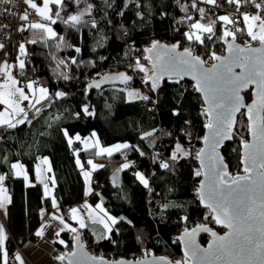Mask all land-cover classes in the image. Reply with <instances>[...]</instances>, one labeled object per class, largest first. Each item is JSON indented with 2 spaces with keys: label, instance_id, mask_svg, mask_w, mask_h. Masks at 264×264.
I'll return each instance as SVG.
<instances>
[{
  "label": "trees",
  "instance_id": "obj_1",
  "mask_svg": "<svg viewBox=\"0 0 264 264\" xmlns=\"http://www.w3.org/2000/svg\"><path fill=\"white\" fill-rule=\"evenodd\" d=\"M219 2L221 9L215 13L216 17L225 14L224 7L227 8L225 0ZM87 5H91L90 14L85 13L80 24L73 26L63 22L70 15L84 12ZM51 8L53 14L59 12V17L53 15L56 38L28 28L29 36L37 40L31 43L29 64L40 82L47 86L48 99L42 101L43 106L36 105L41 108L39 113L32 107L25 123L15 128L0 126V175L9 177L5 184L11 197L8 224L11 233L31 236L41 224L43 207H50L43 183L36 177L39 157L50 160L54 195L60 208L63 205L73 207L84 200L85 183L77 156L84 163L93 158L105 164L92 174L101 180L102 187L96 191L92 182L94 188L88 198L91 202L102 199L117 217V222L110 235L102 239L90 237L84 229L74 233L62 231L60 235L65 243L56 242V252L71 251L74 235L82 231L83 240L98 256L139 258L155 253L172 260L184 259L178 236L185 224L214 226L210 210L201 206L196 192L200 179L195 175L200 170L196 153L208 121L202 111L201 94L185 90L183 84L173 80L175 78H163L153 88L148 79L151 68L141 61L139 63L149 72H141L135 63L133 81L128 86L148 93L151 98L148 101L129 99L124 91L113 86L88 90L87 85L105 72L125 69L122 54L127 48L139 53L147 51L154 43L190 50L205 43L222 47V21L208 19L207 24H213V35L208 39L207 34L202 33L204 43L201 44L194 38L188 40L186 34L194 30L190 27L193 22L206 21L205 17L192 5L176 4L174 0H106L95 5L84 0H64L63 7L51 5ZM239 36L240 33L238 40ZM258 43L253 42L254 45ZM14 52L16 60L18 54ZM57 92L65 95L57 97ZM85 107L92 115L84 112ZM244 113L243 110L238 115L232 138L222 148L231 174L242 172L240 145L242 140L248 139ZM92 131H96L102 144L125 141L130 147L111 155L96 154L93 148L79 149L76 154L80 144L71 145L65 133L87 135ZM177 144L189 155L172 160ZM127 150L134 156H141L139 168H146L147 187L129 167L122 169L119 182L111 176L117 164L125 159ZM158 152L164 155L168 169L162 168ZM17 161L25 165L31 183L13 175L10 165ZM200 240L205 242L207 238L202 234ZM14 250L8 238V260ZM1 254L0 246V263ZM55 264H65V260L58 259Z\"/></svg>",
  "mask_w": 264,
  "mask_h": 264
},
{
  "label": "snow or ice",
  "instance_id": "obj_2",
  "mask_svg": "<svg viewBox=\"0 0 264 264\" xmlns=\"http://www.w3.org/2000/svg\"><path fill=\"white\" fill-rule=\"evenodd\" d=\"M24 4L34 10L35 14L40 17L39 21L29 22L30 13L25 9L20 19L29 22L27 28L39 30L41 33L46 34L49 38H56L57 34L44 21H49L51 24L56 23L53 15L59 17V12L53 14L50 5H59L63 7L64 0H42V6H39L35 0H23ZM78 2V0H77ZM204 3L216 5V0H203ZM229 4H236L237 9L241 0H227ZM13 4V0H0V4ZM244 3H252L260 12H264V0H244ZM196 8V3L192 4ZM91 5L84 12L77 15H70L63 22L65 24L71 23L73 26L81 23L82 16L85 13L90 14ZM203 13V9H197ZM0 12L8 13L9 8H4ZM257 12L254 15L248 13H241L243 22L246 24V29L225 30L223 32L224 43L227 44V56H218L212 52L210 59L218 61L214 63L211 68L204 67V61L199 57L192 55L190 49H185L183 53L172 55L176 47L166 49L163 55L157 54L155 59L152 56L147 59L152 60V69L154 74L149 76L148 79L152 80V87L156 88L159 80L164 76H176L183 79L184 76L190 75L195 80V89L202 93L203 102L207 107L202 111L207 115L208 121L205 125L209 130V135L203 137L205 148L201 149L197 156L200 159L201 168L203 171H196V176H203L204 180L199 186V198L204 206L210 209L213 214V219L216 224L221 225L227 229L224 235H218L210 228L201 226L193 229L191 232H185L186 251L185 256L189 259H194L197 264H264V16ZM15 15V13H12ZM191 19V17H189ZM220 21L225 24H234L235 21L227 15L218 17ZM214 23V22H213ZM93 27L95 24L93 23ZM192 29L199 30L202 33L208 34L207 38L211 39L213 34V24L205 25L199 21H195L190 26ZM26 27L21 26L19 31L27 30ZM237 32H245L250 38L248 44L244 47L238 46L234 43ZM188 40L193 38L204 43L202 35L193 32L186 34ZM231 38V42L228 38ZM43 38V36L41 37ZM62 40L63 38L60 37ZM259 42V47H253L252 42ZM31 43H37L36 39H32ZM4 45L0 43V48ZM158 47V43H154L152 48L148 49L149 52L154 51ZM79 52L80 49L76 48ZM20 53H25L24 45H20ZM61 64L64 61H60ZM72 63L76 61L73 59ZM137 67L141 72L148 73L149 69L141 65L139 61L136 62ZM9 65L5 62L3 67H0V75L4 76L5 83H0V105L6 106L3 112H0V126L8 128H15L18 124L25 123L27 119V112L24 107H21L24 101H29L31 107L35 108L39 113L41 108H36V105H42V101L48 99V90L44 87H39V97L35 96V90L31 94L25 93L24 88L18 87V81L12 76L8 70ZM25 63L23 60L19 61V68L24 69ZM241 69L239 73L235 69ZM67 79L68 77H64ZM107 79H120L124 82L131 79V77L120 74L115 77H105ZM10 81L11 83H7ZM94 85L100 87V83ZM177 82H179L177 80ZM250 85H255L256 95L259 98V104L255 101L251 105L242 103L240 91ZM28 89H34V82L27 84ZM57 97H63L65 93H55ZM133 93L129 92L131 98ZM141 99H148L144 96ZM34 101V103L32 102ZM43 106V105H42ZM241 108L246 109V114L249 124L247 125L251 140H242V173L239 172L231 174L228 171L227 164L224 163L223 157L218 153L217 149L220 148L225 140L232 138V129L236 124V114L240 112ZM11 109V111H9ZM84 112L92 115L88 108H84ZM15 120V123H13ZM67 135V133H65ZM95 135V134H93ZM151 135V133H146ZM79 140L80 137L76 136ZM69 139V143H71ZM130 147L128 144H118L113 148H101L100 153H107L111 155L113 151H120ZM143 155V153H141ZM189 153L177 144L175 151L172 153L171 159L177 160L178 157L182 158L188 156ZM47 162V161H45ZM79 163V161H78ZM92 164L91 161L88 162ZM129 164H124L123 168H128ZM163 168L168 169V163H162ZM11 169L14 170L16 176H24L27 180V175L24 166L20 163H12ZM95 169L97 165L92 164ZM139 180L148 186V180L139 173L136 174ZM87 178L90 176L89 172H84ZM6 179L5 175H0V193H6L7 189L4 188L3 182ZM47 190V185H45ZM45 191V195H47ZM5 202L10 203V197L4 196L0 199V208H5ZM55 207V201L53 200ZM73 213L72 218L76 219L77 209L71 210ZM54 219H59L61 224H65L62 217L53 216ZM113 224L117 221L113 217H109ZM103 222V221H101ZM108 231H111L108 224H104ZM65 227H68L65 224ZM80 227H85L83 219L80 220ZM63 230V229H61ZM73 232L76 229H72ZM209 232L213 237L212 242L207 248H200L195 244V235L197 232ZM38 235L41 233H37ZM59 235V233H57ZM185 237H182L184 239ZM6 236L4 234L3 225H0V246L3 245ZM64 243V241H60ZM76 253L68 254V264H80L79 261H73L71 257H75ZM148 255V253H146ZM16 259L20 260L19 255ZM63 261L66 259L64 255L58 257ZM95 259V257H89ZM161 264H171L166 258H159ZM3 264H7V252H3ZM21 264L23 261L21 260ZM101 264H108L107 261H101ZM115 264H145L143 261H117ZM176 264H181L177 261ZM186 264V262H185Z\"/></svg>",
  "mask_w": 264,
  "mask_h": 264
},
{
  "label": "built area",
  "instance_id": "obj_3",
  "mask_svg": "<svg viewBox=\"0 0 264 264\" xmlns=\"http://www.w3.org/2000/svg\"><path fill=\"white\" fill-rule=\"evenodd\" d=\"M81 1V0H80ZM92 5H95L97 2L100 1H106V0H88ZM226 1V7H224L225 10V14L227 16H229L231 19H233L235 21L234 24H225V22H221L222 24V30L223 32L225 30H233L235 31V29L241 28V23L243 21L242 16L240 15L241 13H248L250 15H254L257 12H260L259 9H256L254 7V5L252 3H244V0H241V3L239 5V9H237V5L236 4H229ZM174 2L176 4L182 3V4H190L192 5L194 2L196 3V9H203V16L205 17H209L210 21H217L219 20L218 17H216L215 13H217L220 9H221V4L219 2V0H216V5H210L207 3H204L203 0H174ZM257 2L259 3L260 0H257ZM224 5V4H223ZM4 8H9L10 12L8 13H3L0 12V43H2L4 45L3 48H0V67L2 65V63L6 60V61H11L14 60L13 58V52L14 54H18L19 51V47L17 44L19 41L23 40L28 32V28L27 25L29 22L35 21L40 19V17H38L34 10H32L30 7H28L26 4H24L23 0H13V4L9 5V4H0V10L4 9ZM25 9H27V11L30 13L29 16V22L23 21L20 19V16L23 15ZM12 13H15V15H13ZM201 13V12H200ZM260 14L262 16H264V12H260ZM21 26H24L27 28V30L25 31H19V29L21 28ZM240 33L239 36V40L237 39V34ZM213 35V34H212ZM208 36V34H207ZM230 38V37H229ZM236 39L243 45H247L248 42L250 41V38L246 35L245 32H237L236 33ZM252 45L253 42H252ZM26 46V45H25ZM224 46V45H223ZM213 47L211 45H209L208 43H205L204 46H194L191 49V53L194 54L195 56L199 57L201 60H203L207 65L212 64L215 60L210 59V55L212 52H215L216 55H222L225 52V46L224 47ZM31 48L26 46V51L23 54V57L25 59V67L24 69H20L19 66L15 65L14 67V71L16 76L21 80V83L27 87L28 83H33L34 82V87H37L41 82H40V78L37 74H34L31 70V66L29 64V60H30V56H31ZM148 57V52L147 51H140L139 53H132L131 50L129 48L125 49L123 54H122V59H123V67H126L127 69L130 70V73L134 76L133 71H134V67H135V63L136 61H141L143 64H145L146 66L150 67V61L149 59H147ZM27 61V63H26ZM0 78L2 80H5L4 76L0 75ZM175 81H179L178 83L183 84L184 89H191L193 91H197L194 87L195 83L192 81H189L187 79H179V78H175L173 79ZM129 87V86H128ZM148 97V99H145L146 101H148L149 99H151L148 95V93H144V95L142 97ZM156 102L153 104L155 105ZM153 105L151 106V109L153 110ZM22 107L25 108L26 112H29L31 110V106H29L28 101H24L22 104ZM160 164L162 165V163H167V161H165L163 159V154L162 153H157L156 154ZM124 157L126 162L130 165L129 168L131 169V171L133 173H136L137 171H142L144 172V170H146V168H143V170H141L139 167L141 166V156H134L132 154V152L130 150L125 151L124 153ZM163 168V167H162ZM9 179V177L6 175V179L5 181H7ZM92 182L95 185V190L96 191H100L101 187H102V183L101 180L98 177H92ZM196 192L198 193V188L196 190ZM76 207L81 208L82 207V203H76ZM61 212L62 214L69 218L71 216V207L69 205H63L61 206ZM46 221L48 220L47 217L44 218ZM194 227L193 224L188 223L185 224V229L186 230H190ZM9 234V238L11 240V242L14 244L15 250L13 255H11L9 257V260L7 262V264H16L15 261V255L18 253H24L23 251V245L24 243H26L27 241H32V240H38L39 239V235L36 233H33L31 236L30 235H23V234H19V235H14L13 233H11V231H8ZM34 238V239H33ZM61 256V254H60ZM65 256V255H64Z\"/></svg>",
  "mask_w": 264,
  "mask_h": 264
},
{
  "label": "crops",
  "instance_id": "obj_4",
  "mask_svg": "<svg viewBox=\"0 0 264 264\" xmlns=\"http://www.w3.org/2000/svg\"><path fill=\"white\" fill-rule=\"evenodd\" d=\"M223 15H226V14H223ZM223 15H219V17L220 16H223ZM208 19H209V17H206V21H204V22H208L209 21ZM210 24H212V23H210ZM206 25H208V24L206 23ZM241 28L242 29H246V24L243 21L241 23ZM200 35H202V32L200 33ZM20 45H22V44H19L18 45L19 51H20ZM20 56H22V58L24 59L23 55H21V53L19 52L18 55H17L16 60L19 59ZM24 61H25V59H24ZM38 86L37 87H34V90H35L36 93H39L37 91ZM122 88H124V86L119 87L120 90H123ZM132 89H134V90L136 89V90L140 91L141 92V96L140 97L138 96V97H135V98H129V99L141 98L143 96V94L145 93L142 89H139V88H132ZM36 93H35V96H36ZM37 98H38V95H37ZM33 103H34V101H33ZM3 106L4 105H2L1 108ZM27 114H28V112H27ZM13 122L15 123V120H13ZM71 138H72L71 139L72 142L70 143L71 145H74L75 143H79L80 144V148H78V149L75 150V153L76 154H78L79 149H88V148H85V146L83 145L81 139H79V140L76 139V134L75 135H72ZM68 140H69V138H68ZM126 144H128V143L126 142ZM45 161H47V162H45ZM78 161H79V163H78L79 164V167L81 169V174L83 176L82 168L85 167V166L87 167L89 165L88 164V160H87L86 163H84L77 156V162ZM14 163H19V162L17 161V162H14ZM122 164H128V163L126 162V160H122L119 164H117V166L114 168V170H113V172L111 174V176L113 177V179L115 181H117V182L120 181V174L121 173L118 176H115L114 174H115V172L118 169H120L119 167ZM103 166H104V164L102 166H99L96 169H99V168H101ZM95 170H93V172ZM25 172H26V175H27V171L26 170H25ZM139 172H141L143 175H145L144 172H142V171H137L136 174L139 173ZM13 175L15 177H18V176H16L14 174V170H13ZM19 177H23L24 178L23 175L22 176H19ZM36 177H37V180H39V181H41L43 183L44 194H45V191H47V193H48L47 195H45V198H48L49 199V201H50V207H48V208L46 206L43 207V209H42L41 224L34 231V233H36V234L37 233H41V234H39V239L38 240H32V241L30 240V241H27L26 243H24V245H23V251H24V253L23 254L22 253H18V254L15 255L16 264H18L17 263V259H16V256L17 255L23 256L31 264H54V263L57 262V260H58L57 258L60 256V253L59 252H56V249H55V243L56 242H59V241L56 240L57 233L55 232V230H53V233H50V229L47 228L46 231H45V233L43 232V230H45V229H43L44 225L50 223L53 220V216H56L57 217V215H61V216L65 217L62 214L61 209H60V204H59L57 198L54 195V185H55V181H54V177L51 174V163H50V160L47 157H39L37 159V161H36ZM83 179H84V177H83ZM28 183H31V181L28 182ZM84 183H85V181H84ZM45 185H47V190L45 189ZM3 186H4V188L7 189V186L5 184V180L3 182ZM93 188H94V186H93ZM90 193L88 194L86 192V185H84V200H89L88 197H89ZM4 196L10 197V194H9L8 190L6 191V193H0V199H2ZM10 200H11V197H10ZM53 200L55 201V205H56L55 207L53 206ZM84 200L81 203H83ZM9 204L10 203L5 202V208H0V225H3V224L5 225V231H6V234H7V236H6V247H7V239L9 238L8 231H10L9 225H8L9 224V221H10ZM78 209L84 210L83 209V205H82L81 208H78ZM72 216H73V213L71 211V216L69 218H67V219H71L72 226L76 229V231L79 230V229H84V231L90 237H92L94 239H102V238H106V237L109 236V235H107V230L104 227V224L103 223H101V222H91V223H88L87 226L81 228L80 227V224L76 221L77 218L73 220ZM45 217L48 218L47 221L44 219ZM64 231H68L70 233H74L72 231V228H66ZM1 252H2V246H1ZM30 257L34 261H32L30 259ZM1 259H2V257H1Z\"/></svg>",
  "mask_w": 264,
  "mask_h": 264
},
{
  "label": "water",
  "instance_id": "obj_5",
  "mask_svg": "<svg viewBox=\"0 0 264 264\" xmlns=\"http://www.w3.org/2000/svg\"><path fill=\"white\" fill-rule=\"evenodd\" d=\"M229 41L231 42V38H228ZM221 43L225 46V52L222 54V55H218V56H227L228 53H227V44L224 43V39H223V35L221 37ZM234 43L238 46H241V47H244L245 45L241 44L237 39H235ZM173 46H176V45H172V44H164V43H158V47L152 51V52H148V55L149 56H152L153 59H155L156 55L159 53L161 55H163L165 53V50L166 49H171ZM253 47H259V43L258 44H255V45H252ZM152 48V46L150 47ZM149 48V49H150ZM185 51V49H179V47H176L175 49V52L174 53H171L172 55H176V54H179V53H183ZM193 56H195L194 54H192ZM197 57V56H195ZM151 61V65H150V68H151V74L150 76H152L154 74L153 72V69H152V60ZM214 63H219L218 61H214L212 64L210 65H207L206 63H204V67L205 68H211V66L214 64ZM235 71L237 73H239L241 71V69L237 68L235 69ZM120 74H125L129 77H131L130 80L124 82L120 79H116V80H112V79H107L105 80L104 78L105 77H115V76H119ZM163 78H179V77H176V76H172V77H169V76H164ZM184 79H187L189 81H192L194 83L195 80L192 79V77L190 75H186L183 77ZM162 80V79H161ZM158 81L157 85H159L160 81ZM103 81L102 83H100V87L97 88L95 86H91L90 85H94L95 83L97 82H101ZM133 81V75L128 72L127 70L125 69H122V70H115V71H109V72H105L97 77H94L93 79L90 80V82L88 83L87 85V88L88 90H99V89H102V88H105V87H109V86H126V85H129V83H131ZM152 82V80H151ZM251 90V98L250 99H247L245 97V92L247 90ZM200 93V92H199ZM201 96H202V93H200ZM240 96L242 97V103L245 104V105H251L254 101L259 104V98L257 97L256 95V88H255V85H250L246 88H243L241 89L240 91ZM207 107V105L204 104V108ZM244 110V112L246 113V109L245 108H241L240 112H238L236 114V122H237V118H238V115ZM246 118H247V115H246ZM208 119V117H207ZM247 123L249 124V121H248V118H247ZM206 135H209V130L207 129L206 127V130H205V133H204V136ZM203 136V137H204ZM230 140V139H229ZM229 140H225L222 144V146L220 148L217 149L218 153L223 157V161L225 164H227L228 166V171H229V165H228V162L226 161L223 153H222V148L225 146L226 142L229 141ZM251 140V136H250V133H249V130H248V139L245 140V141H250ZM240 162L242 160V155H243V148H242V142H241V145H240ZM205 148V144H204V140L202 138L201 140V146L200 148L198 149L197 153L201 150V149H204ZM197 153H196V160H197V163H198V166L200 168L201 171H203L204 169L201 168V164H200V159L198 158L197 156ZM242 165V164H241ZM230 173V172H229ZM240 174H243L242 172H240ZM204 180V177L203 176H200V179H199V185H198V195H199V186L201 184V182ZM199 198V197H198ZM200 200V198H199ZM200 204L202 207L206 208L204 206V203L201 202L200 200ZM210 210V209H209ZM211 217H212V220L214 221L213 219V214H211ZM215 223V221H214ZM215 225L217 227H221L223 228L221 225L219 224H216ZM201 226H204V227H207V228H210L212 231L216 232L218 235H224L226 232H227V229H225L223 232H220L219 230H217L216 228L212 227L210 224L208 223H203L201 225H197L195 227H193L192 229L190 230H186L184 229L183 231H181V233L179 234L178 236V239L180 241V245H181V250H182V253L184 255V259H178V260H172L171 258H169L168 256L166 255H159V254H155V253H149L148 255H143L139 258H127V257H119V258H108V257H104V256H98V255H95L94 253H92V251L89 249V247L87 246V243L83 240V233L82 231H78L74 237H73V241H72V249L71 251H68L67 253H65V264H68V254L70 253H76L77 255L75 257H71V259H73V261H79L80 264H101V261H107L108 264H115V262L117 261H131V262H137V261H143L145 262V264H161L160 262V259L159 258H166L168 261L171 262V264H176L177 261H180L181 264H197V262L194 260V259H189L188 257L185 256V251H186V243H185V239H187L185 237V232H191L193 229L195 228H199ZM202 234H207L209 239L207 240L206 243H202L201 240H200V236ZM182 237H185L184 239H182ZM212 239L213 237L211 236V233L209 232H203V231H199L197 232V234L195 235V244L198 245L200 248H207L208 245L212 242ZM89 257H95V259H89Z\"/></svg>",
  "mask_w": 264,
  "mask_h": 264
},
{
  "label": "rangeland",
  "instance_id": "obj_6",
  "mask_svg": "<svg viewBox=\"0 0 264 264\" xmlns=\"http://www.w3.org/2000/svg\"><path fill=\"white\" fill-rule=\"evenodd\" d=\"M35 2L39 5V6H42V0H35ZM50 7H51V5H50ZM89 7V5H87L84 9H83V11L85 10V9H87ZM73 15H77V14H73ZM40 19H38V20H35V21H39ZM45 23H47V24H49V26L53 29V31L56 33V29H55V27L53 26V24H51V22H49V21H44ZM199 22H201V23H203V24H205L206 25V23L207 22H204V21H199ZM193 33H195V34H198V35H200V31L199 30H193ZM22 45H24V47H25V51H26V43H22ZM20 60H23L24 61V59L22 58V57H20L19 59H17L16 61L15 60H11V61H4L3 63H2V66L1 67H3V64L6 62L10 67H9V71L12 73V76L19 82L18 83V87H22V88H24V90H25V93L26 94H29L30 96H31V94L33 93V91H34V89H28V88H26V86H24L22 83H21V80L16 76V74H15V71H14V67H15V65H17V66H19V61ZM24 63H25V61H24ZM125 69H127V68H125ZM129 70V69H128ZM6 81L5 80H1L0 79V83H5ZM7 83H11L10 81H7ZM130 84V83H129ZM39 87H44V88H46L47 90H48V88H47V86H45L43 83H40L39 84V86H38V88H37V91H38V89H39ZM113 87H115V89H118L119 87H121V86H113ZM123 90L122 91H124V93L126 94V96L128 97V98H130L129 97V92H131V93H133V96L131 97V98H135V97H140L141 96V92L140 91H138V90H134V89H132V88H130V87H128V85H126V86H124V88H122ZM39 92V91H38ZM36 93V92H35ZM48 94H49V92H48ZM37 95H38V97H39V93H36V97H37ZM144 95V94H143ZM245 97L247 98V99H250L251 98V90L249 89V90H247L246 92H245ZM33 102V101H32ZM28 104H29V101H28ZM29 106H30V104H29ZM5 107L6 106H3L2 108H0V112H3L4 111V109H5ZM21 107H22V105H21ZM9 111H11V109H9ZM14 123V122H13ZM76 134V136H79L80 137V139L82 140V143H83V145L85 146V148H93L94 149V151L96 152V154H98V153H100V149L101 148H105V149H107V148H113L115 145H118V144H126V142L125 141H118V142H115V143H112V144H102V142L100 141V139H99V137H98V135H97V133H96V131H92L91 133H88L87 135H81V134H79V133H75ZM74 134V135H75ZM93 134H95V135H93ZM67 136H68V138L69 139H72L71 137H72V135L71 134H69V133H67ZM115 151H113V153H114ZM112 153V154H113ZM102 154H107V153H102ZM108 155V154H107ZM48 158V157H47ZM49 159V158H48ZM125 160V159H124ZM89 161H91L92 162V164H95V165H97V167L96 168H98L99 166H102L103 164H105V162H103V161H99V160H96V159H93V158H89L88 159V162ZM20 164H22L21 162H19ZM89 164V163H88ZM92 164H89L87 167L85 166V167H83L82 168V173H83V177H84V181H85V185H86V192L89 194L91 191H93V183H92V174H93V170H95L93 167H92ZM106 164H107V162H106ZM23 166H24V169L26 170V167H25V165L24 164H22ZM124 164H122L119 168L120 169H118L116 172H115V176H118L119 174H120V172L122 171V169H124L122 166H123ZM116 170V169H115ZM27 171V170H26ZM84 172H89L90 173V176H88L87 178L84 176ZM139 174H141V175H143L141 172H139ZM144 177H145V179H147L146 178V176L145 175H143ZM137 178L139 179V177L137 176ZM26 182H30V177H29V174H28V172H27V180H26ZM82 205H83V209L84 210H81V209H78L76 206H73V207H71V210L72 209H77L78 211H77V213L75 214L76 215V221L80 224V220L81 219H83V221H84V223H85V226H87L88 225V223H91V222H101V221H103V222H101V223H103V224H105V223H107L108 224V226H109V228H111L112 229V226H113V223H112V221L109 219V217H113V218H115V219H117V217L115 216V215H113L110 211H109V209L106 207V205L104 204V202H103V200L102 199H100V200H98L97 202H91L90 200H84V202L82 203ZM57 217H62L63 218V220H64V222H65V224H67L68 225V227H65V224H61L60 223V220L59 219H54L53 218V220L50 222V223H48V224H45L44 225V227H43V229H45V230H43V232L45 233V231H46V229L47 228H49L50 229V233H53V230H55V232L56 233H59V235H56V240L57 241H63V239H62V236L60 235L61 234V232L62 231H64L66 228H72V229H75L73 226H72V222H71V219H67V218H65V217H63V216H61V215H57ZM74 220V219H73ZM105 227V226H104ZM3 228H4V234H5V236H7V234H6V231H5V225L3 224ZM61 229H63V230H61ZM106 230H107V235H110V232L108 231V229L106 228ZM65 243V242H64ZM63 248H66V246H63ZM4 251H6L7 252V261H8V251H7V247H6V239L4 240V242H3V245H2V254H1V257H2V259H1V263L0 264H3V252ZM60 252V251H59ZM61 255H65V251H61V253H60ZM29 256V255H28ZM19 257H20V260H18L17 259V263L18 264H21V260L23 261V264H31L27 259H25L23 256H21V255H19ZM30 259L32 260V261H34L31 257H30ZM29 259V260H30ZM55 264V263H54Z\"/></svg>",
  "mask_w": 264,
  "mask_h": 264
},
{
  "label": "bare ground",
  "instance_id": "obj_7",
  "mask_svg": "<svg viewBox=\"0 0 264 264\" xmlns=\"http://www.w3.org/2000/svg\"><path fill=\"white\" fill-rule=\"evenodd\" d=\"M77 1V0H76ZM81 1H83V0H81ZM80 0H78V2H81ZM84 1H87V2H89L88 0H84ZM179 4H181V3H179ZM32 40V38L29 36V33L27 34V36L23 39V40H21V41H19L17 44H22L23 42L24 43H26V46H28V47H30L31 48V41ZM148 57H149V55H148ZM150 61V60H149ZM150 64H151V61H150ZM149 64V65H150ZM198 197H199V195H198Z\"/></svg>",
  "mask_w": 264,
  "mask_h": 264
},
{
  "label": "flooded vegetation",
  "instance_id": "obj_8",
  "mask_svg": "<svg viewBox=\"0 0 264 264\" xmlns=\"http://www.w3.org/2000/svg\"><path fill=\"white\" fill-rule=\"evenodd\" d=\"M212 223L214 224V226H213V225H211V226L214 227V228H216V229L219 230L220 232H223V231L225 230L224 228H221V227H217V226H215L214 221H213ZM204 235L206 236V238H207V240H208V239H209L208 235H207V234H204ZM207 240H206L205 242H202V243H206Z\"/></svg>",
  "mask_w": 264,
  "mask_h": 264
}]
</instances>
